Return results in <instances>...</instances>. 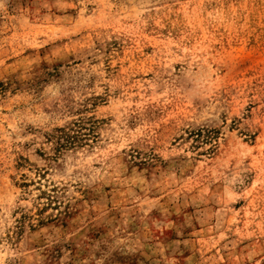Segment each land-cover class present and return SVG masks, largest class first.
<instances>
[{
    "label": "rangeland",
    "instance_id": "obj_1",
    "mask_svg": "<svg viewBox=\"0 0 264 264\" xmlns=\"http://www.w3.org/2000/svg\"><path fill=\"white\" fill-rule=\"evenodd\" d=\"M0 264H264V0H0Z\"/></svg>",
    "mask_w": 264,
    "mask_h": 264
},
{
    "label": "trees",
    "instance_id": "obj_2",
    "mask_svg": "<svg viewBox=\"0 0 264 264\" xmlns=\"http://www.w3.org/2000/svg\"><path fill=\"white\" fill-rule=\"evenodd\" d=\"M72 128H59L56 130V138L58 139L56 143V147L58 150L63 147V145H66V143L71 142L76 136L71 135L72 134Z\"/></svg>",
    "mask_w": 264,
    "mask_h": 264
}]
</instances>
